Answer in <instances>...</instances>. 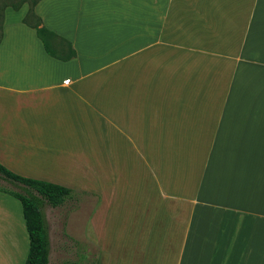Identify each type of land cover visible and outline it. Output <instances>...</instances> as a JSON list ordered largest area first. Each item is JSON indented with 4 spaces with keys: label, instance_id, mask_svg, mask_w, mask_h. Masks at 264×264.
I'll return each instance as SVG.
<instances>
[{
    "label": "crops",
    "instance_id": "1",
    "mask_svg": "<svg viewBox=\"0 0 264 264\" xmlns=\"http://www.w3.org/2000/svg\"><path fill=\"white\" fill-rule=\"evenodd\" d=\"M19 8L2 12L0 164L94 198L96 264H264V0H38L66 61ZM18 204L0 264L25 261Z\"/></svg>",
    "mask_w": 264,
    "mask_h": 264
},
{
    "label": "rangeland",
    "instance_id": "2",
    "mask_svg": "<svg viewBox=\"0 0 264 264\" xmlns=\"http://www.w3.org/2000/svg\"><path fill=\"white\" fill-rule=\"evenodd\" d=\"M20 0H0V9L9 8L12 12L19 9H13L10 4H17ZM26 4V3H22ZM21 4V5H22ZM27 5V4H26ZM8 9V10H9ZM3 12V11H2ZM9 13H7L8 15ZM13 14L8 18H11ZM0 186L22 191L21 185L0 179ZM3 200L0 202L1 218L5 220H16V214L21 219L20 207L16 198L0 191ZM94 202L87 191H73L70 198L66 199L61 205L50 206L45 201L40 202V209L44 217L45 227L48 239V262L47 264H96L98 259V248L88 237V214L90 205ZM17 207L18 209H14ZM19 210V212H18ZM20 223V222H19ZM20 233L26 235L23 224ZM26 237V236H25ZM8 242H12L11 238ZM10 247L1 248L2 252L10 254L11 259L16 257L14 252H10ZM12 251V250H11ZM25 256V255H24ZM25 257H23L24 261ZM8 259L1 253V263L8 264Z\"/></svg>",
    "mask_w": 264,
    "mask_h": 264
},
{
    "label": "trees",
    "instance_id": "3",
    "mask_svg": "<svg viewBox=\"0 0 264 264\" xmlns=\"http://www.w3.org/2000/svg\"><path fill=\"white\" fill-rule=\"evenodd\" d=\"M38 0H20L17 4H10L18 9L22 3L27 4V10L21 22L34 29L46 54L61 61H66L75 55L70 42L58 36L42 25L40 18L34 12ZM3 5L0 9V38ZM0 179L21 185L22 191H15L0 186V191L18 199L21 206L24 225L28 236V249L24 264H47L48 239L45 221L40 209V202L45 201L52 207L61 205L70 198L73 190L54 183L22 177L12 173L0 164Z\"/></svg>",
    "mask_w": 264,
    "mask_h": 264
}]
</instances>
